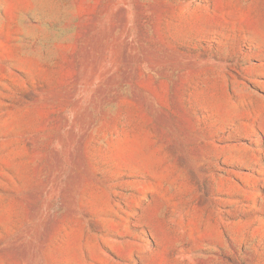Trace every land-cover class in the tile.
Masks as SVG:
<instances>
[{"label":"rangeland","instance_id":"rangeland-1","mask_svg":"<svg viewBox=\"0 0 264 264\" xmlns=\"http://www.w3.org/2000/svg\"><path fill=\"white\" fill-rule=\"evenodd\" d=\"M0 264H264V0H0Z\"/></svg>","mask_w":264,"mask_h":264}]
</instances>
